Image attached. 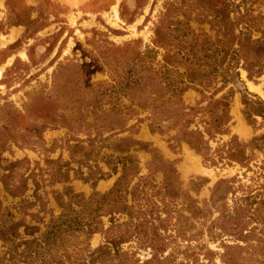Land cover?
I'll list each match as a JSON object with an SVG mask.
<instances>
[{"label":"rangeland","instance_id":"rangeland-1","mask_svg":"<svg viewBox=\"0 0 264 264\" xmlns=\"http://www.w3.org/2000/svg\"><path fill=\"white\" fill-rule=\"evenodd\" d=\"M248 37L264 38V0H0V260L15 250L14 261L24 264L20 244L45 240L51 220L63 212L75 229L42 243L52 260L66 255L62 264L87 260L107 238L130 235L142 222L140 236L150 243L140 248L132 239L121 246L133 262L187 263L185 252L197 253L199 246L202 254H222V242L234 239L212 241L208 230L233 197L214 204L216 185L250 186L257 202L264 200L258 177L264 152L248 150L247 166L227 160L215 166L172 140L181 136L180 127L152 132L150 119L155 115L159 123L182 106H197L202 97L195 90L183 92L182 105L173 91L193 86L191 74H209V66L222 72L235 58L231 52L220 67L227 45L239 50ZM243 64L240 80L215 96L234 91L228 133L210 142L216 160L233 139L249 144L264 135V115L257 113L264 72L251 80ZM221 80L206 96L222 87ZM153 153L163 164L152 163ZM124 164L132 170L102 203ZM67 191L80 197L70 200ZM252 228L248 244L264 245V220L250 222L246 229ZM153 239L164 252L153 249ZM214 260L221 264L219 256Z\"/></svg>","mask_w":264,"mask_h":264},{"label":"trees","instance_id":"trees-1","mask_svg":"<svg viewBox=\"0 0 264 264\" xmlns=\"http://www.w3.org/2000/svg\"><path fill=\"white\" fill-rule=\"evenodd\" d=\"M242 34V33H241ZM228 50L224 51V60L220 64V67L226 63V59L230 53H235L231 61H229L227 68L223 69L222 72L217 70L216 66H209L212 70L207 73L198 72V74H191L189 77V84L193 86H186L185 88H178L173 91V95L178 99L179 105H182L181 95L188 89H193L201 95V100L194 107H185L182 106L178 113L170 116L166 120H161L159 123L156 122L155 115L150 119L151 124L150 128L152 132H158L160 134L166 133L168 130L176 129L180 127L181 136L173 137L172 140H178L179 142L186 143L190 148L195 150L197 153L201 154L203 158L207 161H210L211 164L217 165L218 163L227 160L228 162H236L241 166H247L251 158L247 155V151L259 150L264 152V135L253 139L249 144H242L237 139H233L226 145H224L221 150H218L216 158L211 157L210 155V142L215 139L217 135H224L228 133V126L231 122V117L229 115L231 97L233 96V89H230L229 92L222 95L220 98L215 99L216 94L223 91L230 83H235L240 80L239 72L237 70L240 68L241 62H244L243 67L248 71L249 79H255L260 77L264 72V38L252 40L251 38H246L239 43V50ZM233 61H236V65H232ZM231 62V63H230ZM222 78V87L215 90L210 97L206 96L208 92L207 89L210 87L211 83L217 80V77ZM172 100V99H171ZM203 103H207L206 106H203ZM244 104L250 110L253 108V105L247 98L244 99ZM202 105V106H201ZM260 111L257 112L261 116L264 115V102H260ZM208 114V117L205 114ZM204 114V115H203ZM200 118V122L195 124L196 119ZM200 124H204V130H200L198 127ZM165 125H168L167 127ZM195 125L194 129L192 126ZM166 128V129H165ZM208 137V139L206 138ZM161 159L153 153V164H156ZM132 164V162H131ZM160 164H163L160 161ZM132 170V167H128L124 164L123 166V175L117 182L113 191L108 195H105L101 198L102 203H106L109 197L114 196L118 192L122 182L126 179L128 172ZM264 181V175L260 174L258 176ZM170 184H167L166 188L168 189ZM250 186H239L236 188L233 186V181L221 180L217 183L216 188L213 193L212 200L215 203L227 199L230 195L233 197V205L226 206L222 215L209 227V237L212 241L218 239L219 237L224 238L230 237L234 239L233 244H226L222 242L224 252L222 254L215 253L211 250H206L204 254L203 246L196 248L197 253L193 252L189 254L185 252L187 257V263L180 264H190L201 263V264H215L214 257L219 256L221 264H264V245H259L254 247L248 244V239L253 237L256 229L252 228L247 230L248 224L253 221L264 220V200L257 202L258 194H253L255 191H250ZM261 189L264 190V184L261 185ZM238 192H241V195L238 196ZM66 195L70 197V200L73 198L80 197L79 195L70 196L69 192H66ZM116 196V195H115ZM134 196V195H133ZM61 195L57 198V202L61 208L65 211H69L70 207L68 204L64 205L60 203ZM257 204V207L253 209V206ZM68 215L65 212L61 214L58 219H52L50 226L47 228L45 233V240L40 242L39 239H33L31 241H23L20 245H24L25 249L20 253V256L23 258L22 262L24 264H34L37 261L45 262L46 264H62L66 255L60 256L58 261L52 260L50 257V250L44 249L43 244H48L50 238L54 240L64 232L71 231L74 228L72 220L66 218ZM77 226H80L81 223L76 222ZM86 226V225H85ZM88 233H94L96 227L92 228L91 225L88 226ZM142 228H144V222L135 225L134 230L130 235L121 236L119 238H107L104 245L100 246L96 251L90 253L86 259H77L75 262L70 258L67 261H70L71 264H138L139 260L132 261L131 255L129 252L123 251L121 246L125 243H129L132 239H137L139 241L140 248L144 247L146 244L150 243L148 240L145 242L146 236L142 237ZM79 229V228H76ZM219 231V232H218ZM145 234V232H144ZM5 236H2V239H7ZM153 241L152 247L156 249L157 252H164L163 248L158 246L156 239ZM244 242L246 246L241 245L240 243ZM43 243V244H42ZM40 247L41 252L36 250ZM199 251V252H198ZM15 250L8 252L9 257L5 256L0 260L1 264H16L14 261ZM46 255H49L46 257ZM199 256H203V261L199 262ZM21 261V260H20Z\"/></svg>","mask_w":264,"mask_h":264}]
</instances>
